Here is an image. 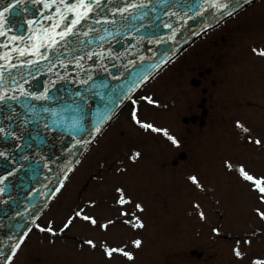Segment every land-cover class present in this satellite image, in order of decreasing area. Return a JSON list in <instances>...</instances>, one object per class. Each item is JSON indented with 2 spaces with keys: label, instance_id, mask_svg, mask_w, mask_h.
Listing matches in <instances>:
<instances>
[{
  "label": "rangeland",
  "instance_id": "1",
  "mask_svg": "<svg viewBox=\"0 0 264 264\" xmlns=\"http://www.w3.org/2000/svg\"><path fill=\"white\" fill-rule=\"evenodd\" d=\"M260 50L264 0L199 36L100 133L9 264L264 260V218L257 212H264V196L254 182L257 176L264 179ZM133 113L177 142L163 131L143 128ZM192 114L204 125L184 120ZM244 171L254 179L247 180ZM107 246L132 258L121 252L108 256Z\"/></svg>",
  "mask_w": 264,
  "mask_h": 264
},
{
  "label": "water",
  "instance_id": "2",
  "mask_svg": "<svg viewBox=\"0 0 264 264\" xmlns=\"http://www.w3.org/2000/svg\"><path fill=\"white\" fill-rule=\"evenodd\" d=\"M253 1L18 0L4 13L0 264L130 97Z\"/></svg>",
  "mask_w": 264,
  "mask_h": 264
},
{
  "label": "snow or ice",
  "instance_id": "3",
  "mask_svg": "<svg viewBox=\"0 0 264 264\" xmlns=\"http://www.w3.org/2000/svg\"><path fill=\"white\" fill-rule=\"evenodd\" d=\"M17 2H18V0H12V3H10V4L8 5L7 8L0 9V24H2V22H3V20H4V13L8 12V9L11 8V7H12L14 4H16ZM80 2H81V4H83V0H80ZM3 34H4V33H3L2 31H0V35H3ZM253 51L255 52V51H257V50L254 49ZM260 54H261V55H264V50H260ZM0 99H2V97H0ZM132 116H133V119L136 121V123H137V124H140L143 128H146V129H152L153 131H163V132H164V135H165V136H168V138H169L170 140H172L173 143H176V142H177V141L175 140L174 137L169 136V134H168V132H167L166 130L155 128L153 124H151V123H146V122L141 121L140 119L137 118L136 113H133ZM237 123H238V125H239V122H237ZM2 131H3V129H0V132H2ZM245 131H246V129H245ZM255 143L260 144L261 142H260L259 140H256ZM137 155H138V153H137ZM242 171H243V170H242ZM244 176H245V178H246L247 180H250V181L254 179V178H253L251 175H249L247 172H244ZM189 179H191L193 182H196V179H197V178H196V177H189ZM255 182H256V184H259V183H260V181H258V180L255 181ZM118 191H120V190L118 189ZM259 191H260L261 193H264V187H260V188H259ZM121 202H123V201H121ZM138 207H139V206H138ZM257 212L259 213L260 217L264 218V212H260L258 209H257ZM74 215L77 216V217H80V216H81V213H80V212H77V213H75ZM201 218H203V213H201ZM82 219H84V220H86V221H90L93 225H95V224L97 223V221H96L93 217L88 216V215H83V216H82ZM70 223H71V218L68 220L67 223L64 224V227H65V228L68 227V224H70ZM132 226L135 227L136 225H132ZM140 226L142 227V225H140ZM101 227H107V225H101ZM48 231H49V232H52L53 229L49 228ZM213 231L216 232V231H218V229H215V228H214ZM87 243H88L89 245H92V244H93V241H92V240H88ZM134 243H135L136 245H139L141 242H140L139 240H135ZM114 252H122V254H123L124 256L128 257L129 259L132 258V254H131L130 252L123 251V249H120V248H108V249H107V255H108V256H111ZM235 255H236L237 257H239V256L242 255V253H241L238 249H236V250H235ZM256 264H264V260H257V261H256Z\"/></svg>",
  "mask_w": 264,
  "mask_h": 264
}]
</instances>
